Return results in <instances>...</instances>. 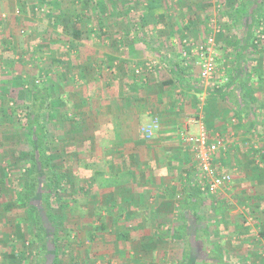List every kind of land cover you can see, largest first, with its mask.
<instances>
[{
	"label": "crops",
	"instance_id": "1",
	"mask_svg": "<svg viewBox=\"0 0 264 264\" xmlns=\"http://www.w3.org/2000/svg\"><path fill=\"white\" fill-rule=\"evenodd\" d=\"M144 5L141 18L135 24L136 33L135 30L127 32L124 42L118 41L128 46L119 52L107 47V66L104 70L99 67L95 78L90 71L85 72L82 64L76 65L80 81L75 89L65 90L63 95L65 99L68 96L67 100L72 104L62 99L72 109L70 113L63 110L60 114H66L67 123L74 124V130H69L65 138L74 140L75 155L87 156L83 168L88 170L91 165L94 180L91 184H96L91 211L100 222L96 230L90 229L88 234L91 232L93 239L96 238L92 243L98 245L100 256L122 257V262H113L108 257L98 261L94 256L93 264H152L157 254L148 249L154 246L157 250L155 242L169 241L166 238L170 234L167 230L169 221L173 223L171 232L177 249L174 250V263L166 257L167 263L264 264V225L259 223L260 220L264 223V213L245 214L239 209L227 211L223 207L207 213V207L223 204L216 203L213 198L227 196V190L212 196L202 194L196 181L198 165L191 144L180 135L184 126L189 133L192 130L198 132L201 123H205L204 127L212 137L226 131V121L231 123L246 117L250 122H260L259 111H264V84L260 83V89H255L250 99L242 94L251 108L249 116L241 111L233 114L236 108L231 101L209 94V89L215 87L202 82L199 76L200 65L194 49L209 34L206 12L198 11L202 9L200 0H187L185 4L176 0L174 34L169 30L170 24L165 25L167 13H157L158 7L153 11L156 18L143 23L142 12L147 3ZM260 14L264 20V6L258 17ZM164 28L168 30V37L174 35L170 38L172 41L169 40L174 45V52L161 51V36L157 33ZM238 40L236 33L235 44ZM249 49L247 66L252 62L251 43ZM227 50L233 56L226 73V77H230L236 74L232 71L235 57L230 48ZM256 51L264 64L263 51ZM150 53L154 56H146ZM247 66L237 73L239 81ZM260 69L264 73V67ZM154 116L159 118L160 125L152 138L145 139L139 127L149 123ZM70 128L67 125V130ZM217 129L219 132H215ZM231 135L232 131L227 139ZM228 142L224 152L218 153L215 159L222 167V162L226 164L227 160L220 156H227ZM83 181L85 185L88 182ZM182 213L189 222L187 244L182 236L184 227L178 226ZM106 219L121 222L112 229L107 228ZM144 220L154 223L145 227L141 224ZM130 221H135L132 230L136 231L139 241L133 243L137 245L132 244L128 227H123ZM96 248L92 249L93 255ZM188 249L191 256L185 259L184 252Z\"/></svg>",
	"mask_w": 264,
	"mask_h": 264
},
{
	"label": "rangeland",
	"instance_id": "2",
	"mask_svg": "<svg viewBox=\"0 0 264 264\" xmlns=\"http://www.w3.org/2000/svg\"><path fill=\"white\" fill-rule=\"evenodd\" d=\"M21 1L24 3V12L18 11L17 0H0V62L1 60L2 62L4 60L14 61L13 65L9 67L7 65L0 67V89H3L4 85H7L6 87L9 89L7 93L0 90V110L8 105H17L20 108L27 106L29 101L25 100L27 98L24 95V90L27 89L25 93L29 95V88L37 80L47 83L48 77L53 83L51 102L53 104L52 109L55 110L56 114L64 112L63 110L66 113L71 112L72 108L67 107L63 101L70 103L67 100L69 97L67 96L65 99L63 95L65 90L75 89L76 84L80 81L75 66L82 64L85 72L90 71L89 74H92L94 78L97 77L95 72L99 71V67L104 70L107 66L105 59L107 47H110L109 49L115 48L116 52H119L128 46V44H122L125 40L124 36L127 32L128 34L132 33L133 30L136 33L135 24L141 18L140 12L145 6L144 3L148 4L149 2V0H58L63 11L60 13L64 16L66 23L71 13L86 10L88 17L84 18L81 23L82 37L74 41L69 33L60 29H58L59 36H53L50 20L46 19L45 16L50 8L44 6L39 8V0ZM239 1L200 0L199 7L202 9L198 11L204 10L203 12H206L208 27L206 29L214 36L213 53L218 77L222 73L227 75L228 66L233 62V56L231 57L230 52L226 49L230 48L234 51L236 48V31L228 26L230 25L228 12ZM177 2L185 4L187 0H177ZM175 3L176 0H158L155 5L156 8L158 7L157 13H167V18L164 19L165 25L170 24L169 30L173 34ZM97 4L101 7L104 21L100 20L96 12ZM198 4L195 3L194 5ZM119 11L129 13L128 15L126 13L120 14ZM260 17H262L261 14L259 16L260 23L256 28L264 30V20ZM132 24L134 27L131 26ZM167 31L164 28L160 33L155 32L161 36L159 46L163 48L162 53L167 52L166 50L174 52V45L172 46L169 42L174 35L171 34L169 35L171 37H168ZM119 40H121V44L118 42ZM263 46L264 42L260 49L251 45L250 61L252 62H249L247 71L241 78L245 89L243 94L248 99L253 96L252 93L255 89H260V83L264 84V81L260 82L258 79V72L261 71L260 68L264 67V64L261 61L262 57L260 59V55H256L258 52L256 50L263 51ZM150 55L154 56L151 53L146 56ZM52 57L64 62L51 64L50 58ZM261 65L263 66L260 67ZM70 76H72L71 80ZM259 114L261 118L258 123L250 122L246 117L245 119L240 118L231 123L226 121L227 124H224L227 127L226 131H220L224 143L229 141L230 150L227 156L220 157L227 160L226 164L224 161L222 162L223 169L226 168L225 170L231 173L232 182L227 190V196L220 199V196L213 198L216 203L223 204L210 207L211 209L207 207V213L209 210L215 211L218 207H223L227 211L239 209L245 214L258 213L260 215L264 213V111H259ZM16 125V121L11 115H5L4 112L0 111V264H33L37 256V245L30 244L28 241L30 238L26 229V223L30 219L28 211L17 206H11L10 209L3 208V202L10 204L16 202L14 191L15 189L21 190V184L26 179L24 164L29 160L30 146L25 141L24 131ZM67 125L71 127L68 130ZM45 126L48 136L53 140L48 146L52 158L51 165L56 171H63L66 176L62 183L65 191L58 189L56 196L69 198L72 190H75L77 194L80 192L79 196L70 204H65L60 209L55 208L60 236L59 244L62 243L63 246L62 254L60 253L56 264H93L94 256L99 259L98 261L108 257L109 261L122 262V257L100 256L101 251L96 248L98 245L95 244L94 246L92 243L93 241L96 242V238L92 241L89 240L88 231L90 229L96 230L95 227L100 222L91 211L92 200L95 199L93 197L96 193V184H91L94 180L91 176L90 160L87 161L88 166L90 165L87 167L88 170L84 169L83 165L87 156L85 154L75 155L74 140L65 138V135L70 133L69 130H74V124L67 123V119L56 115L55 121H46ZM231 131L233 135L227 139V135ZM215 132H219V129ZM196 133L197 131L192 130L190 134L194 136ZM226 133L228 134L226 135ZM221 152L223 153L224 150ZM98 177L101 179L100 175ZM85 179L88 181L86 185L83 181ZM90 179H92L91 182ZM238 184H241V187H238ZM118 222L121 221L108 219L106 226L113 229L119 226ZM150 222L154 223L152 220H144L141 221V224L149 227ZM133 223L135 221L127 222L128 226L124 223L123 227H128L131 231V242L136 244L139 241V236L136 235V231L132 230ZM259 223L261 226L264 225L261 220ZM172 224V221L167 224V230L170 234L166 238H169V241H165L164 244L161 241L155 242L154 245L158 247L157 250L154 246L148 249L157 254L156 258L154 256L152 264H170L165 260L166 257L174 263V255H176L174 250L177 247L174 246V234L171 232ZM9 239L17 241L14 249L15 253L19 251L17 252V260L7 258L8 247L6 243ZM93 248L97 250L94 255ZM146 253L148 256L151 255L149 252Z\"/></svg>",
	"mask_w": 264,
	"mask_h": 264
},
{
	"label": "trees",
	"instance_id": "3",
	"mask_svg": "<svg viewBox=\"0 0 264 264\" xmlns=\"http://www.w3.org/2000/svg\"><path fill=\"white\" fill-rule=\"evenodd\" d=\"M157 1L158 0H149L146 9L142 12L143 23H148L149 20L156 18L153 11ZM23 5L24 3L21 0H17L18 11L24 12ZM38 6L39 8L40 6L50 8L45 16L46 19L50 20L53 28V36L58 37V29H60L69 33L74 41L81 39L83 33L81 23L84 18L88 17L86 10L71 13L66 23L64 16L60 13L63 11L60 8L58 0H39ZM263 6L264 0H240L239 3L228 12V21L230 22L228 26H231L230 28L235 30L239 36L237 46L233 51L235 58L232 71L236 74L227 77L228 80L222 85L209 89L208 93L216 96H224L231 101L236 108L233 114H237L240 111L248 114L251 109L246 98L242 95L243 85L242 82L238 80V76L240 75L237 73L247 66V51H250L249 45L250 43L252 45L254 31L259 24L258 13L262 10ZM96 12L100 20H103L102 10L98 4L96 6ZM119 13H126L128 15L129 12L119 11ZM50 62L51 64H59L64 61L52 57L50 58ZM0 63V67L1 65H7L9 67L13 65L14 61L4 60L2 62L1 60ZM263 77L264 73L262 71L258 72V79L260 82L264 81ZM47 80V83L37 80V82L29 88V95L25 93L27 89L24 90V95L27 98L25 100L29 101L24 108H20L17 105H8L6 108L0 110L4 112L5 115H11L14 118L17 124L16 126L24 131L25 141H27L30 146L29 160L24 164L26 179H24L21 184V190L17 191V189H15L14 191L16 202L13 204L3 202V208L10 209L11 206H17L28 211L30 216L29 221L26 223L27 234L30 236L28 241L30 244L37 245V256L33 264L57 263L63 246L62 243L61 245L59 244L60 236L57 211L55 208L60 209L63 205H68L80 194V192L77 194L75 190H72L71 197L69 198L56 196L58 194V189L65 191V187L62 183L66 176L63 171H56L51 165L52 158L48 146L53 140L48 136L45 123L46 121H55L56 115L58 114L52 109L53 104L51 101L53 93L51 86L53 83L48 77ZM6 86L7 85H4L3 89L0 90L5 93L9 92ZM238 89H240V91H237ZM61 116L66 118V114H61ZM194 216L196 215L194 214ZM188 223V220L182 213L178 219V226L184 227L182 236L183 241L186 242L185 244L188 243L186 230ZM103 226L102 223L101 227L103 228ZM91 234V232L88 234L90 241L93 240ZM16 243L17 241L15 239H9L6 243L8 247L7 258L17 260V252L19 251L15 253L14 249L16 248ZM190 256V249H188L184 252V258L189 259Z\"/></svg>",
	"mask_w": 264,
	"mask_h": 264
},
{
	"label": "built area",
	"instance_id": "4",
	"mask_svg": "<svg viewBox=\"0 0 264 264\" xmlns=\"http://www.w3.org/2000/svg\"><path fill=\"white\" fill-rule=\"evenodd\" d=\"M263 42L264 30L256 28L252 46L260 49ZM213 46L214 36L209 33L204 41L195 46L194 53L199 60V76L201 81L208 82L212 87H218L220 83L227 81V77L222 73L220 79H217L218 69L216 67ZM159 125V118L154 116L149 123L141 125L139 131L145 139H150L154 136ZM180 135L187 143L191 144L198 165V171L195 174L196 181L202 194L212 196L219 194L221 191L228 190L232 182L231 173L223 169L215 161L217 154L221 150H225L223 137L219 134L210 137L203 123L199 125L196 135H191L186 126L183 127Z\"/></svg>",
	"mask_w": 264,
	"mask_h": 264
}]
</instances>
